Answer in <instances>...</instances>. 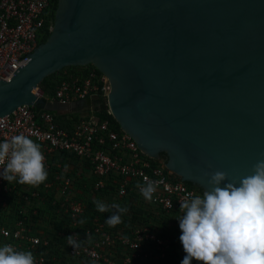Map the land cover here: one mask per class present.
<instances>
[{"label":"water","instance_id":"water-1","mask_svg":"<svg viewBox=\"0 0 264 264\" xmlns=\"http://www.w3.org/2000/svg\"><path fill=\"white\" fill-rule=\"evenodd\" d=\"M27 56L0 79V117L23 105L91 111V99L38 90L93 65L121 130L178 180L204 192V172L238 179L264 154V0H58L50 35Z\"/></svg>","mask_w":264,"mask_h":264},{"label":"built area","instance_id":"built-area-1","mask_svg":"<svg viewBox=\"0 0 264 264\" xmlns=\"http://www.w3.org/2000/svg\"><path fill=\"white\" fill-rule=\"evenodd\" d=\"M52 8V0H0V79L9 80L30 60L27 55L41 43L40 37L51 32ZM109 91L107 76L93 68L85 76L63 80L54 97L47 99L93 101L107 98ZM93 109L80 113L69 127L57 123L54 112L35 105L20 106L0 117V142L28 136L40 145L48 174L38 187L9 184L0 176V246L31 251L35 264H163L169 253L180 264L185 255L177 219L182 215L180 202L202 196L203 191L155 163L128 133L115 129L110 119H100ZM64 153L66 164L60 161ZM73 155L82 168L71 164ZM145 178L156 183L151 201L136 186ZM110 186L116 188L105 203L112 205L119 196L142 206L145 213L136 214L143 217L141 222L109 227L106 220L115 209L107 216L87 213L91 196L111 191ZM162 219L169 221L163 236L159 234ZM165 229L171 230L169 236ZM68 236L81 246L68 245Z\"/></svg>","mask_w":264,"mask_h":264},{"label":"clouds","instance_id":"clouds-1","mask_svg":"<svg viewBox=\"0 0 264 264\" xmlns=\"http://www.w3.org/2000/svg\"><path fill=\"white\" fill-rule=\"evenodd\" d=\"M44 160L40 145L24 134L0 142V176L9 184L38 187L48 176ZM203 175L209 177L210 189L180 202L182 215L177 219L185 253L180 264H193L194 260L198 264H264V154L250 175L233 180L220 170ZM136 186L147 201L157 191L156 183L147 182V178ZM93 203L100 212L116 209L106 220L109 227L120 224L121 214L127 212L115 203ZM66 240L75 249L81 246L74 236ZM0 264H35V258L31 251L4 244L0 246Z\"/></svg>","mask_w":264,"mask_h":264},{"label":"trees","instance_id":"trees-1","mask_svg":"<svg viewBox=\"0 0 264 264\" xmlns=\"http://www.w3.org/2000/svg\"><path fill=\"white\" fill-rule=\"evenodd\" d=\"M57 5H58V0H52V7H53L52 8V17L53 18L55 16V10L57 8ZM49 35H50V31H48L47 34L41 39V42L45 41L48 38ZM93 68H95L93 65H88V66H69V67H66V68H64V69H62V70H60V71H58L56 73H53V74L49 75L48 77H46L40 83L39 89L43 92L44 97L52 98L55 95L57 87L61 84V82L63 80L68 79L71 75H74V76L75 75L85 76ZM97 71H99V70H97ZM92 102H93L94 111H95L96 115L100 119H110V121H111L112 125L115 127V129L119 130L120 129L119 124L117 123L115 118L109 113V107L107 105V98L106 97H97ZM38 109H41V108L38 107ZM69 116H73L74 117V115H72V114H70V115H61V116H57L56 115V120L61 126L69 127L73 123L72 119H67ZM76 119H78V117H74V120H76ZM67 155H68L67 153H64L63 156L60 157V158H62V160H60V161H62L64 163V161L67 158ZM72 157H73V160H75V161L77 160L74 157V155ZM155 163H158V161H155ZM116 180H120V177L117 176ZM186 184L189 185L190 187L198 188L197 186H194L192 183L186 182ZM109 188H110L111 191H105V192L100 193L99 195L91 196L92 203H90L88 205V208H87V213L88 214H92L94 211H98L96 209V205L93 203L94 200H99V201L105 203L104 200L108 199V197L112 194L113 189H115L116 187L114 188V186H110ZM200 190H202V189H200ZM115 203L127 208V212L121 214V221H122L120 223L121 225H124L126 223H137V222H141L143 220V217L136 216L137 213H141V214L145 213V211L143 210L142 206L135 205L133 202H130V201L125 200V199H122L119 196L116 197ZM105 204L111 206L110 203H105ZM42 210L46 211L45 209H42ZM108 212L109 211L100 212V213L102 215L107 216ZM168 223H169V221L167 219H165V220L162 219V221H161V225H163L165 227L168 226ZM170 232H171V230H169V231L166 230L167 236H169L168 233L170 234ZM168 258H169L168 262L170 264H177V262L175 261L174 256H173L172 253H169V257ZM168 262H167V260H164L163 264H169Z\"/></svg>","mask_w":264,"mask_h":264},{"label":"rangeland","instance_id":"rangeland-1","mask_svg":"<svg viewBox=\"0 0 264 264\" xmlns=\"http://www.w3.org/2000/svg\"><path fill=\"white\" fill-rule=\"evenodd\" d=\"M45 35H46V33L43 34V35L40 37V42H41V39H42ZM38 91L40 92L41 90L39 89ZM46 98H47V97H46ZM92 113L96 114L95 111H94V109H93ZM67 115H70V114H67ZM72 115H74V117H78V116H80V113H74V114H72ZM57 116H61V115H57ZM74 117H73V116H69L67 119H72V122H73ZM61 120H62V119H61ZM64 120H65V119H64ZM56 121H57V120H56ZM57 123H58V122H57ZM159 234L162 235V236L165 234V233H164V229H163V225H160V227H159Z\"/></svg>","mask_w":264,"mask_h":264},{"label":"crops","instance_id":"crops-1","mask_svg":"<svg viewBox=\"0 0 264 264\" xmlns=\"http://www.w3.org/2000/svg\"><path fill=\"white\" fill-rule=\"evenodd\" d=\"M81 163H82V162H81L80 160H78V161H77V160H76V161H75V160L71 161V164H73V166H74V167H77V168H79V167L82 168ZM64 164H66L65 161H64ZM71 166H72V165H71ZM83 167H84V164H83Z\"/></svg>","mask_w":264,"mask_h":264}]
</instances>
